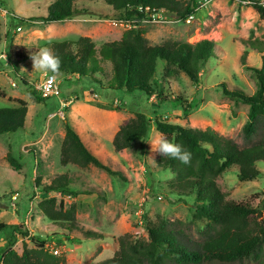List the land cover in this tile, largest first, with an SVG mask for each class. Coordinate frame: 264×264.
<instances>
[{
  "label": "rangeland",
  "instance_id": "1",
  "mask_svg": "<svg viewBox=\"0 0 264 264\" xmlns=\"http://www.w3.org/2000/svg\"><path fill=\"white\" fill-rule=\"evenodd\" d=\"M178 1L186 4L190 0ZM204 1L195 0L198 6L188 21L164 14L161 18L144 20L141 25L152 46L167 42L194 45L204 39L218 45L220 57L216 55L200 67L197 87L184 74L166 81L162 78L164 64L158 61L151 80L154 91L151 97L106 90L105 80L100 75L97 77L103 84L98 86L88 78L59 74V95L40 102L10 75L12 71L6 59L0 61V108L15 107L18 99L27 103L25 130L0 136V222L23 225L31 235L46 241V248L53 255L61 256L65 264H97L111 258L117 250L118 237L126 233L146 237L143 219L166 221L167 227L189 248L195 249L202 243L205 222L195 219L193 198H178L169 189L172 174L155 165L156 155L151 143L161 137L156 122L207 130L232 140L239 147L264 141V123L258 126L251 142L244 139L242 129L247 121L248 105L226 94L241 92L251 96L256 91L255 77L246 67H260L264 23L252 6L238 0ZM50 2L0 0V53L4 51L6 32L16 23L13 17L45 16ZM82 4L93 15H80L59 23L24 24L20 31L11 28L12 36L16 33V44L39 47V51L52 42L87 37L99 47L119 41L130 29L117 21L111 10L101 3L80 2L78 5ZM97 15L111 17L99 18ZM160 15L162 11L156 14ZM43 74L33 69L30 59L21 65L19 76L35 84ZM139 114L146 115L151 121L146 139L115 152L112 139L119 125ZM67 124L80 134L89 150L119 176L93 166L85 169L71 164L61 166L60 146ZM8 151L13 159H19L17 171L5 159ZM257 168L262 174L254 180L239 181L235 172L224 173L217 179L227 200L245 202L261 193L264 200V163H258ZM63 174L69 178L71 190L95 189L100 195L70 198L40 193L38 179V183L47 185ZM51 197H55L57 203L62 201L64 208L74 204L80 226L104 238L85 239L79 232L68 234L51 224L37 209L41 200ZM261 219L264 222V203ZM10 232L0 233V264ZM23 246L31 247L29 238L17 235L12 249L20 254ZM204 264L259 263L249 257L240 262Z\"/></svg>",
  "mask_w": 264,
  "mask_h": 264
},
{
  "label": "trees",
  "instance_id": "2",
  "mask_svg": "<svg viewBox=\"0 0 264 264\" xmlns=\"http://www.w3.org/2000/svg\"><path fill=\"white\" fill-rule=\"evenodd\" d=\"M243 1V0H238ZM264 23V8L256 0H245ZM101 3L111 10L112 16L124 25L130 26L119 41L107 42L99 47L87 37L76 41L52 42L48 44L53 54L61 60L60 73L64 76L76 75L88 78L100 86L97 75L105 80L106 90L123 91L128 94L141 93L151 97L154 94L151 80L155 76L157 62H163L162 78L166 81L184 74L190 83L197 87L200 67L218 55L213 41L201 40L194 45L181 42H167L152 46L141 28L144 20L150 21L151 14L162 11L177 20H185L198 6L195 0L186 4L178 0H51L45 16L21 18L14 16L15 25L5 34L7 41L6 61L21 86L36 101H44L28 81L19 76L20 67L30 60L32 53L39 47L19 46L12 42L11 28L21 25L59 23L70 21L77 16L93 15L79 3ZM9 14V12L7 13ZM99 18L109 16L97 15ZM20 24V25H19ZM1 28V23H0ZM1 43V37H0ZM260 67L246 69L255 77L256 91L247 96L241 92L227 93L248 105L247 121L243 126L246 141L256 134L258 126L264 123V52L260 54ZM244 64V63H242ZM166 102L167 99H161ZM17 106L0 108V136L25 130L27 103L18 99ZM151 127L150 119L139 114L124 120L112 139L115 152L132 146L135 141H144ZM157 132L168 140L178 143L192 153L191 163L182 165L178 160L155 153V165L161 171H169L173 180L169 189L178 198L192 197L194 217L204 221V239L197 248H189L180 242L177 235L167 227L164 220L151 222L147 219L144 228L146 237L126 233L117 239V250L111 258L97 264H204L208 262L232 263L253 257L264 264V222L261 219L263 194H255L251 200L240 202L227 200L217 179L227 172H235L239 181H250L261 177L258 163H264V141L239 147L232 140L218 136L207 130H192L179 125L156 122ZM6 161L17 171L18 161L8 151ZM59 163L61 166L74 165L85 169L89 166L119 176L101 159L93 154L84 143L80 134L69 124L60 146ZM37 186L44 195L58 194L76 198L80 195H100L99 191H73L69 188V178L63 174L55 177L49 184ZM39 212L51 224L68 234L79 232L85 239H100L103 235L86 230L76 220L75 205L64 208L63 202L55 197L41 200L37 204ZM10 230L7 249L2 254L1 264H65L61 256L53 255L46 248V241L31 235L23 225L0 222V233ZM28 237L31 247L23 246L18 254L12 246L16 236Z\"/></svg>",
  "mask_w": 264,
  "mask_h": 264
},
{
  "label": "clouds",
  "instance_id": "3",
  "mask_svg": "<svg viewBox=\"0 0 264 264\" xmlns=\"http://www.w3.org/2000/svg\"><path fill=\"white\" fill-rule=\"evenodd\" d=\"M244 1L245 0L241 1V3ZM0 59H6V56L0 57ZM30 59L32 61V67L35 71L43 72L44 74H52L47 81L48 85H52L57 75L60 73V58L54 55L51 49L45 47L41 48L36 53H32L30 55ZM151 145L152 151L158 153L160 156L178 160L185 166L191 163L192 153L184 149L182 145L168 140L162 134L161 137L156 139L153 143H151Z\"/></svg>",
  "mask_w": 264,
  "mask_h": 264
},
{
  "label": "built area",
  "instance_id": "4",
  "mask_svg": "<svg viewBox=\"0 0 264 264\" xmlns=\"http://www.w3.org/2000/svg\"><path fill=\"white\" fill-rule=\"evenodd\" d=\"M210 0H205L204 2L205 3H208ZM244 5H247L248 2L247 1H244L242 2ZM257 5L261 8H264V0H257ZM157 14V13H156ZM156 14H151V19L150 20H154L156 17H162L164 15V13H162V15L160 16H156ZM191 18L190 16L188 18H186V20L188 21V19ZM6 54L5 53H0V57H5ZM2 59H0L1 61ZM52 74L50 73H45L42 75L40 81L38 83H35V84H32V83H29L30 86L32 88H34V90L42 97V98H45V99H48V98H52V97H56L59 95V81H58V78L56 77L55 81L53 82L52 85H48L47 81L49 79V77L51 76Z\"/></svg>",
  "mask_w": 264,
  "mask_h": 264
},
{
  "label": "crops",
  "instance_id": "5",
  "mask_svg": "<svg viewBox=\"0 0 264 264\" xmlns=\"http://www.w3.org/2000/svg\"><path fill=\"white\" fill-rule=\"evenodd\" d=\"M13 14H11L10 16H12ZM21 30V27L20 28H18L17 29V31H20ZM1 32V31H0ZM1 34V33H0ZM12 38V42L14 43V44H16V42H15V37H16V33H15V35H13V36H11ZM6 44H7V41L5 40V36H4V53H5V49H6ZM17 45V44H16ZM8 73H10L9 71H8Z\"/></svg>",
  "mask_w": 264,
  "mask_h": 264
},
{
  "label": "water",
  "instance_id": "6",
  "mask_svg": "<svg viewBox=\"0 0 264 264\" xmlns=\"http://www.w3.org/2000/svg\"><path fill=\"white\" fill-rule=\"evenodd\" d=\"M10 75H11L13 78H15V76L13 75V73H10Z\"/></svg>",
  "mask_w": 264,
  "mask_h": 264
}]
</instances>
